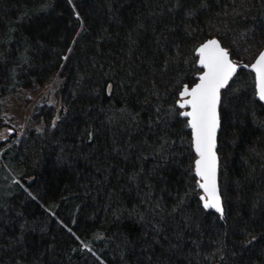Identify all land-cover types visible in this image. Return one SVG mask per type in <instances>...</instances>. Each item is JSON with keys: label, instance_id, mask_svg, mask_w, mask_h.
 Instances as JSON below:
<instances>
[{"label": "trees", "instance_id": "1", "mask_svg": "<svg viewBox=\"0 0 264 264\" xmlns=\"http://www.w3.org/2000/svg\"><path fill=\"white\" fill-rule=\"evenodd\" d=\"M255 2L25 0L0 22V112L62 78L59 118L2 152L0 264H264V128L250 122L264 106L251 96L242 124L220 120L218 156L235 151L219 170L222 217L201 206L176 107L201 42L233 58L243 36L261 47Z\"/></svg>", "mask_w": 264, "mask_h": 264}, {"label": "rangeland", "instance_id": "2", "mask_svg": "<svg viewBox=\"0 0 264 264\" xmlns=\"http://www.w3.org/2000/svg\"><path fill=\"white\" fill-rule=\"evenodd\" d=\"M24 1L25 0H0V22H7L16 18ZM251 1H256L254 5L257 6L259 13L261 12V15H264V0ZM243 40L244 41L241 43H236L235 47H232L236 58H233L234 56L231 58L237 63L250 64L262 50L264 43L262 45L260 44L261 47H259L256 45V41L254 43L248 42L244 36ZM228 51L230 52L229 49ZM242 72L249 71L245 69L239 70L234 76V79L236 77L238 78L239 75H242ZM249 74L252 76L251 83H248L249 81L247 80V82L245 77L242 75L239 80L235 79V84L232 82L234 81L233 79L231 81V86H229L227 89L225 88L226 90L224 89L221 92L220 105L223 101L224 103L226 102L225 107L227 108V112H224L223 107L221 112L219 106L220 120L223 116H225L226 121L228 120L229 122H234L236 125L242 124L244 122V116L240 117L239 119L237 118V116H241L238 110L248 109L251 101L250 97L255 96L253 74L251 72H249ZM61 82L62 78L59 74H57L52 80L43 85L34 86L27 89H19L2 99V107L0 112V164L1 155L5 148L19 145L27 137L28 132L32 130L42 132L45 129L47 115L52 116L53 114V118L55 120L59 118L61 104L59 103L57 93ZM232 84L234 86H232ZM249 85L252 87L250 88ZM187 86L190 87L191 85ZM237 97H239L241 100H239ZM235 98L237 99V105L233 108L232 106L228 105V100ZM178 111L180 112L179 109ZM254 116L253 118L252 116L250 117V122L255 125V127L264 128V124H262L264 123V114ZM227 153V157L225 156V153L224 155L220 154L219 156V170L222 172V177L224 179V174H226L225 167L227 165L231 166V164H233V156L235 155V151L232 147H229ZM226 182L228 183L226 184V189H224V191L228 194V199H230L231 177ZM224 200H226V198Z\"/></svg>", "mask_w": 264, "mask_h": 264}, {"label": "snow or ice", "instance_id": "3", "mask_svg": "<svg viewBox=\"0 0 264 264\" xmlns=\"http://www.w3.org/2000/svg\"><path fill=\"white\" fill-rule=\"evenodd\" d=\"M200 66L204 69L199 77V83L194 87L185 86L180 93V108H190L181 115L189 118L188 126L192 129L193 144L197 156L196 175L202 183L199 187L204 190L201 197L206 209H215L223 216L221 198L217 188V155L216 133L219 127L218 105L220 90L225 88L228 81L236 73L237 64L229 58L227 49L220 42L211 39L198 49ZM257 74L258 95L264 100V52H261L255 63L251 65ZM111 86H109L110 88Z\"/></svg>", "mask_w": 264, "mask_h": 264}, {"label": "water", "instance_id": "4", "mask_svg": "<svg viewBox=\"0 0 264 264\" xmlns=\"http://www.w3.org/2000/svg\"><path fill=\"white\" fill-rule=\"evenodd\" d=\"M211 39H216V40H218V39L215 38V37H214V38H209V39H207V40L201 42V43L196 47V49H195V55H196V58H197L196 66H197L198 69H200V73L197 75V80H196V82H195L193 85H191L189 88L194 87L197 83L200 82V81H199V77H200V76L203 74V72H204V69L200 66V63H199L200 56H199V53H198V49L200 48V46H201L202 44H204L205 42H207L208 40H211ZM218 41H219V40H218ZM219 42H220V41H219ZM220 45H221V43H220ZM221 47H223V46L221 45ZM223 48H225V47H223ZM225 49H226V48H225ZM261 52H264V47L262 48V50L258 53V55L254 58V60H253L250 64H244V63H237V62H235V61L231 58L230 53H229V58H230V60H232L235 64H237V70H236V73H237L239 70H241V69H245V70H247V71H249V72H251V73L253 74V78H254V91H255V97H256V99H257L260 103H262V105L264 106V100H261V99L259 98V95H258L257 74H256V72H255V71L252 69V67H251V65H253V64L255 63L257 57L259 56V54H260ZM236 73L233 75V77L231 78V80L228 81L227 86L230 84V82L232 81V79L234 78V76L236 75ZM227 86H226V87H227ZM184 87H185V86H184ZM184 87H182L181 90H180V92L178 93V100L176 101V107L180 110V113H179L180 118L186 120V123H187V129H188L189 132H190L191 148H192V152H193V154H194V156H195V159H194V162H193V174H194V177H195L196 180H197V188H198V190L201 192V197H202V196H205V193H204V190L201 189V188L199 187V184L202 183V181H201L200 177H198V176L196 175V171H195V168H196L195 162H196V160H197L199 157L197 156V153H196L195 148H194V144H193V136H192V129L188 126V120H189V118L186 117V116L181 115V113H183V112H187V111H190L191 109H190V108H180V107H179V103L181 102V96H180V93H181V91L183 90ZM226 87H225V88H226ZM225 88H223V89L220 90V100H221V92H222ZM219 106H220V103H219V105H218V109H217V111H218V117H219ZM219 131H220V117H219V127H218V129H217V133H216V148H215L216 155H217V178H216V181H217V188H218V191H219V194H220L219 181H218V176H219V156H218V152H217V140H218V134H219ZM201 197H200V198H201ZM220 198H221V206L223 207V202H222L221 194H220ZM201 206H202V208H203L204 210H206V211L211 210V211H213L214 213H216L217 215H219L220 217H222L221 214L218 213L215 209H212V208H208V209H206V208L204 207V201H203V200H201Z\"/></svg>", "mask_w": 264, "mask_h": 264}]
</instances>
